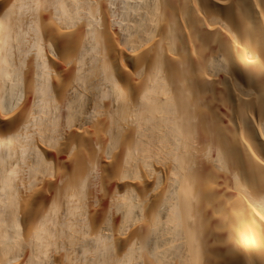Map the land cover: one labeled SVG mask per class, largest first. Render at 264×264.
Listing matches in <instances>:
<instances>
[{"label":"bare ground","instance_id":"1","mask_svg":"<svg viewBox=\"0 0 264 264\" xmlns=\"http://www.w3.org/2000/svg\"><path fill=\"white\" fill-rule=\"evenodd\" d=\"M0 264H264V0H0Z\"/></svg>","mask_w":264,"mask_h":264}]
</instances>
